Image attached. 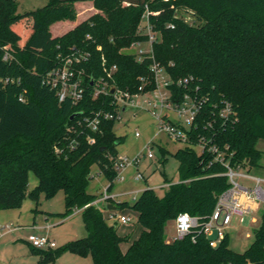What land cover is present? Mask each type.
<instances>
[{
    "label": "trees",
    "instance_id": "trees-1",
    "mask_svg": "<svg viewBox=\"0 0 264 264\" xmlns=\"http://www.w3.org/2000/svg\"><path fill=\"white\" fill-rule=\"evenodd\" d=\"M79 2H91L95 10L80 21ZM181 11L193 19L181 17ZM147 12L159 35L154 59L174 81L192 79L186 87L172 86L173 101L182 103L190 94L201 102L188 134L204 149L177 150L179 181L164 174L168 185L163 195L148 186L132 203L111 205L136 214L141 230L132 239L119 233V224L109 223L87 189L94 164L111 183L118 178L122 139L114 131L118 108L110 87L132 95L156 87L151 54L139 62L125 52L148 41L139 32ZM67 21L78 22L54 37L51 27ZM6 52L11 55L7 61ZM70 58L84 86L76 104L61 103L45 82ZM98 86L105 91L95 97ZM227 103L230 112L224 116ZM110 114L114 118L106 119ZM97 116L100 122L93 130L88 120ZM261 140L264 0H49L24 14L18 13L16 0H0V210L20 209L28 198L37 204L41 195L50 199L62 190V216L80 210L87 232L55 249L31 246L39 263L53 264L73 252L91 255L94 264H264V215L253 243L242 253L230 248L228 234L217 247L198 231L173 241L165 234L168 222L180 213L208 220L218 197L231 186L217 155L234 169L258 167L264 155L257 147ZM161 153L165 162L168 151L161 148ZM31 172L38 185L30 191Z\"/></svg>",
    "mask_w": 264,
    "mask_h": 264
},
{
    "label": "rangeland",
    "instance_id": "rangeland-1",
    "mask_svg": "<svg viewBox=\"0 0 264 264\" xmlns=\"http://www.w3.org/2000/svg\"><path fill=\"white\" fill-rule=\"evenodd\" d=\"M16 1L18 2V13L20 14L42 8L49 2V0ZM179 15L188 21L193 19L188 11H181ZM144 17L139 27V32L141 33L147 32ZM140 47L144 51H149L151 48L150 43L147 42L143 43ZM140 47L134 48L132 45L125 52L135 54L136 51H139ZM139 100L141 101V106L143 99ZM169 117L172 120L178 119L173 112L169 113ZM114 131L122 139L121 144L117 147L118 156L128 158L131 165L113 183L109 181L105 174L101 173L97 164L92 165L87 190L90 194L96 196L97 206L104 213H108V209L106 208L108 203L115 206L118 205L117 202L132 203L140 196L141 191L148 186L154 188L159 195H163L167 186L164 174L173 182L179 181V160L175 156V153L183 145L174 142L167 133L161 131L155 119L148 111L139 107H131L121 112V117L115 123ZM137 132L140 134L138 137L136 136ZM257 147L264 152V140H261ZM161 148L168 151L165 162H162L163 155ZM149 151L153 152V159L147 157ZM137 157H139V161L135 160ZM139 173L144 175L143 179L137 178ZM240 173L264 179V155L258 167L252 169L245 168ZM238 182L251 189L256 187V182L251 179L239 177ZM37 185L38 178L31 172L29 175V190L31 191ZM261 187L264 190V182L261 183ZM106 192L114 198L101 201ZM114 199L116 203L113 202L115 201ZM258 203L259 208L256 211L244 217L243 220L241 218H234L229 227V245L235 252L242 253L246 251L254 241L253 231L260 226L264 215V201H258ZM64 212L65 195L62 190L50 199L41 195L37 204L28 198L20 209L0 210L1 264H41L39 263V256L31 252L30 244L24 239V235L28 236L32 232L28 229L31 225L44 228V235L53 241V249L71 241L84 238L87 232L81 211H76L67 217L62 216ZM118 213L128 214L133 218L131 224L118 226L121 235H128L134 239L137 234H140L141 230L136 214L128 209L118 210ZM109 223L113 224L114 220H110ZM5 226H10L13 230L7 231V229H1ZM17 226H21V228L19 227V231H15V227ZM165 234L169 241L175 239V220L168 222ZM123 246L126 248L127 244ZM53 264H94V261L91 255L81 256L73 252H66L57 258Z\"/></svg>",
    "mask_w": 264,
    "mask_h": 264
},
{
    "label": "built area",
    "instance_id": "built-area-1",
    "mask_svg": "<svg viewBox=\"0 0 264 264\" xmlns=\"http://www.w3.org/2000/svg\"><path fill=\"white\" fill-rule=\"evenodd\" d=\"M149 12L145 15L147 32L142 33L148 36L147 43H150V50L144 51L140 47L143 43L137 42L133 44L134 48L140 47L139 51H136L135 56L139 62L145 60V54H151L152 63L151 71L154 74L156 87L153 91L149 93H137L130 94L128 92H123L116 87H110L109 92L113 95L115 104L118 108L117 119L121 117V112L126 111L131 107H139L148 111L151 116L155 119L161 131L167 133L169 137L177 143L182 144V148H193L194 150L200 152L204 148L200 144L194 143L190 140L188 131L196 120V117L201 109V102L197 98H193L190 94H186L184 101L182 103H175L173 101V85L188 86L192 79L184 78L174 81L167 74L165 69L154 59L153 56V44L159 39V35L153 30V27L149 21ZM81 58H85L82 56ZM81 58H76V62H80ZM11 59V55L6 52L4 55V60L7 61ZM74 60L68 59L65 61L63 67L52 70L45 77V82L52 89L56 90L59 101L66 102L71 101L73 104L79 102L84 95L83 80L81 77L76 75L73 68ZM116 70V67L112 68V71ZM105 87L100 88L98 86L95 90V97H97L102 91H105ZM114 92L112 93V90ZM143 88H140L142 91ZM142 100V105L140 106ZM21 100H24L22 97ZM173 112L177 116V120H172L169 117V113ZM230 112V105L227 103L224 108L222 115L227 116ZM105 118H114L113 114L105 115ZM89 121V126L93 130L98 129L100 122L99 117ZM140 134L137 132L136 136ZM94 142V139H91ZM149 148V146H148ZM150 149V148H149ZM213 151L217 150L214 148ZM149 159L154 158L152 151L147 154ZM216 159L224 164L227 168L225 176L228 177L230 188L224 191L219 197L215 209L212 215L206 221H201L197 216H192L189 213H180L176 219V237L175 239H183L195 231L203 233L206 238L210 241L212 247H217L221 241L227 236L230 225L232 224L234 218H241L250 215L252 212L259 208L258 201H264V190L261 187V183L264 179L259 177L250 176L247 174L240 173L241 169H234L230 166L229 162L225 161L222 154H218ZM139 161V157L135 159ZM131 165L128 158L117 157L115 170L118 173V177L122 172ZM243 177L247 179L254 180L256 182V187L251 189L245 185L238 182V178ZM137 178L143 179L144 175L139 173ZM110 198L106 192L101 198V201H107ZM96 204V202H94ZM80 211V210H77ZM76 212V211H75ZM109 217L114 220V223L119 225L131 224L133 218L130 215L119 214L115 211L109 212ZM1 229H7V231H12V227L5 226ZM28 241L33 248L36 249H48L53 247V241L45 235H35L31 234L28 237Z\"/></svg>",
    "mask_w": 264,
    "mask_h": 264
},
{
    "label": "crops",
    "instance_id": "crops-1",
    "mask_svg": "<svg viewBox=\"0 0 264 264\" xmlns=\"http://www.w3.org/2000/svg\"><path fill=\"white\" fill-rule=\"evenodd\" d=\"M77 5V8H78V12H79V19H78V21H80L81 19H84V18H86L90 13H92V12H94L95 10H94V7H93V5H92V3L91 2H79V3H77L76 4ZM89 12V13H88ZM78 21H76V22H59V23H56V24H54L52 27H51V32H52V34L54 35V37H57V36H61L62 34H64L65 32H67L68 30H70V29H72L74 26H75V24L78 22ZM168 185V184H167ZM144 190V189H143ZM142 190V191H143ZM141 191V192H142ZM115 200V199H114ZM113 202H115L116 203V200L115 201H113ZM96 205H98V202L96 201ZM111 206V204L110 203H108L107 204V209H108V206ZM110 211H115V212H118V210H116V209H108V213H105V215H109V212ZM124 214V213H123ZM125 215H128V214H125ZM19 227L21 228V226H17V227H15V231H19ZM28 229L30 230V231H32V232H30L29 234H28V236L26 235H24V239H25V241L27 242V243H29V241H28V237H29V235H31V234H35V235H40V236H42V235H44V233H43V229L44 228H42V227H38V226H35V225H31V226H29L28 227ZM138 235L139 234H137V236L136 237H138ZM135 237V238H136ZM20 238V237H19ZM134 238V239H135ZM23 239V238H22ZM30 244V243H29ZM31 246V245H30ZM127 247V246H126ZM125 248V247H124ZM40 260V259H39ZM2 262H0V264H1Z\"/></svg>",
    "mask_w": 264,
    "mask_h": 264
},
{
    "label": "water",
    "instance_id": "water-1",
    "mask_svg": "<svg viewBox=\"0 0 264 264\" xmlns=\"http://www.w3.org/2000/svg\"><path fill=\"white\" fill-rule=\"evenodd\" d=\"M114 92V89L112 90V93ZM75 117V115H73L72 117H71V119H73ZM108 209H116L115 207H113V206H108ZM117 210V209H116Z\"/></svg>",
    "mask_w": 264,
    "mask_h": 264
}]
</instances>
